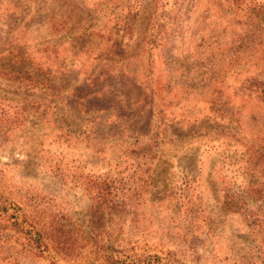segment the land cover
<instances>
[{
	"label": "rangeland",
	"instance_id": "374dc122",
	"mask_svg": "<svg viewBox=\"0 0 264 264\" xmlns=\"http://www.w3.org/2000/svg\"><path fill=\"white\" fill-rule=\"evenodd\" d=\"M263 83L264 0H0L2 191L52 235L0 251L264 264Z\"/></svg>",
	"mask_w": 264,
	"mask_h": 264
},
{
	"label": "trees",
	"instance_id": "16d2710c",
	"mask_svg": "<svg viewBox=\"0 0 264 264\" xmlns=\"http://www.w3.org/2000/svg\"><path fill=\"white\" fill-rule=\"evenodd\" d=\"M231 15L235 18L239 17L244 19L241 12L238 11L231 13ZM246 19L249 21L251 20V17L247 15ZM65 81L66 79L62 78L57 81L58 83L56 82L57 84L55 83L56 85L54 88L58 95L67 94V90L64 89L65 87L63 85ZM259 87H261V94H264V83L259 85ZM4 181L6 180H3V178L0 179V223L5 225L4 228H2L3 231H0V237H7L9 240H14L19 245L33 251L40 257L48 258V253H50V251H47L48 247L44 243V240L46 238H52L51 233L48 231L49 229L41 224L39 217L30 218L22 207L6 197V193L2 191L3 188H6ZM7 188H10V186ZM106 189L109 188L102 189L101 193L103 190L105 192ZM114 252L115 254H109L104 257V264H126L127 260H134L132 259V255L128 253L129 251H127V253H124L123 251ZM148 256H140L139 260L136 262H138V264H182L180 262L173 263L169 259H166V263H162V259L156 254ZM0 264H17V260L11 255H4V253L0 251Z\"/></svg>",
	"mask_w": 264,
	"mask_h": 264
}]
</instances>
